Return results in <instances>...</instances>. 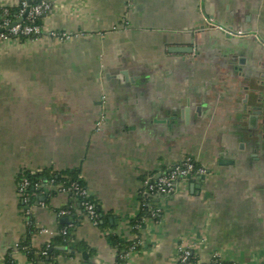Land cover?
I'll return each mask as SVG.
<instances>
[{
	"label": "crops",
	"instance_id": "crops-1",
	"mask_svg": "<svg viewBox=\"0 0 264 264\" xmlns=\"http://www.w3.org/2000/svg\"><path fill=\"white\" fill-rule=\"evenodd\" d=\"M49 1L39 37L0 42V264L11 251L36 264L17 248L30 219L36 254L74 225L78 247L44 264H179L182 248L202 264H261L264 142L250 131L264 109V0ZM188 157L207 173L154 196L157 216L133 225L147 182ZM44 168L80 169L104 226L69 193L20 195L19 174Z\"/></svg>",
	"mask_w": 264,
	"mask_h": 264
},
{
	"label": "built area",
	"instance_id": "built-area-1",
	"mask_svg": "<svg viewBox=\"0 0 264 264\" xmlns=\"http://www.w3.org/2000/svg\"><path fill=\"white\" fill-rule=\"evenodd\" d=\"M22 5V10L18 15V18L22 17L27 9L29 8V12L25 16L22 22L18 23L17 25L13 26L9 30L0 33V42L5 40L14 39L6 32L9 31L10 34L18 36L20 34L26 35L28 38H37L42 33V25L38 24L36 21L39 17L45 16L49 10L51 9V2L49 0H40L34 6H31L29 0H20ZM3 8V12L0 13V28L6 27L10 25L13 21L9 18V10L7 6L0 5ZM27 19V23H24ZM211 25H215L217 28L222 29L224 32L230 35H239L243 36L244 32L234 31L228 27H224L221 25L214 24L213 22L210 23ZM53 36L60 38V39H67L69 35L66 33L58 34L53 33ZM207 173V168L203 165L197 164L192 158L188 157L183 159L178 164L174 165L167 171L160 174L158 178L155 180H151L147 182L146 189L144 191V195L146 196H159V195H171L174 194L178 188V184L181 180L188 178V176L196 174L202 175ZM53 182V181H52ZM31 182L28 178H23L20 183H18V192L24 198L29 196L31 193L29 192L28 188ZM35 186H39V183H36ZM56 188L55 185L51 184L47 187V189ZM59 188V187H57ZM60 192L69 193L70 190H75L79 194L83 196H89L88 188H82L77 183H73L68 187H61L59 188ZM84 208L86 210V214L89 218L93 221L94 224L98 225V213L96 211L95 205L89 201L83 202ZM70 212L69 208H64L59 211V214H67ZM159 210H154L152 216H156ZM139 227V225H136ZM67 228L64 227L59 233L66 234ZM41 231L48 232L47 228H42ZM133 246L131 250H136L138 246L141 244L138 234H134L133 237ZM50 246V242L47 243ZM46 253V251L44 252ZM128 253L124 256H127ZM179 264H202L198 259L195 258L193 251L190 248H182L179 254ZM205 264H242L240 262L235 261H224L218 256H214L210 261ZM264 264V261L261 263Z\"/></svg>",
	"mask_w": 264,
	"mask_h": 264
},
{
	"label": "trees",
	"instance_id": "trees-1",
	"mask_svg": "<svg viewBox=\"0 0 264 264\" xmlns=\"http://www.w3.org/2000/svg\"><path fill=\"white\" fill-rule=\"evenodd\" d=\"M29 1L31 6H34L35 4L40 2V0H29ZM8 10H9V18H11V20H15L18 18V15L22 10V5L21 3H19L17 6L8 7ZM2 12H3V8L0 7V13ZM44 17L45 16L39 17L36 22L42 25ZM24 23H27V19L25 20ZM6 33L9 34L12 38H19L21 40H25L28 38L26 35L23 34L15 36L10 34L9 31H7ZM80 173L81 171L78 168L72 170H55L53 168H44L43 170L34 173L30 171H26L24 173L19 174L18 183H20L23 178H28L30 180L31 184L28 190L31 193L30 195L31 198L35 197L40 193L45 194L47 197H51L52 195H55L60 192L59 188L68 187L74 182L77 183L82 188H87L84 179L80 176ZM36 183H39V186H35ZM51 184L55 185L56 188L47 189V187ZM69 195L71 196L73 202L79 204L85 213L86 210L84 208L83 202L89 201L93 203L98 213V225L104 226L106 220L104 219L98 207V204L96 203L94 197L91 194L89 196H83L78 192H76L75 190H70ZM153 198L154 197L152 196L143 195L141 212L133 220V225L135 226L140 225L142 224L144 217L152 216L153 211L156 210V207L152 206ZM64 227L68 229L66 234L59 233L58 235L54 236L50 241V246L45 244L43 248L39 251V253L36 254V252L29 247L30 237L33 231L35 230L34 221L30 219L27 237L18 243L17 248L26 251L29 257L32 259V261L35 262L36 264H44L48 261H51L52 258L60 252L59 246H68L71 249H76V247H78L77 244H74L72 242V231L74 225L70 226V224H66L64 225ZM122 244L123 245L120 244L119 255H118L119 263H123L125 261L126 258L124 255H126L128 252L131 251L133 246V241L124 242ZM45 251L46 253H44ZM2 264H15L13 251H11L6 255Z\"/></svg>",
	"mask_w": 264,
	"mask_h": 264
},
{
	"label": "flooded vegetation",
	"instance_id": "flooded-vegetation-1",
	"mask_svg": "<svg viewBox=\"0 0 264 264\" xmlns=\"http://www.w3.org/2000/svg\"><path fill=\"white\" fill-rule=\"evenodd\" d=\"M225 34H227L226 32H224ZM230 35V34H228ZM245 112H247V105L245 108ZM251 119H254V122L257 121V124L261 122V128H256L258 129V131H256L255 129H253L251 132L252 137L256 136L257 139L255 141L256 145H260L262 142H264V109L262 106H255L252 109V114H251ZM245 131V130H244ZM247 131H245L246 133Z\"/></svg>",
	"mask_w": 264,
	"mask_h": 264
},
{
	"label": "water",
	"instance_id": "water-1",
	"mask_svg": "<svg viewBox=\"0 0 264 264\" xmlns=\"http://www.w3.org/2000/svg\"><path fill=\"white\" fill-rule=\"evenodd\" d=\"M28 12H29V8L27 9L26 13H25L22 17H20V18H18L17 20L13 21V22H12L10 25H8V26L0 28V33L5 32L6 30H9V29L12 28L13 26H15V25H17L18 23L22 22L23 19L25 18V16L27 15ZM190 177H191V175L188 176V178H190ZM83 253L85 254V252H83Z\"/></svg>",
	"mask_w": 264,
	"mask_h": 264
}]
</instances>
